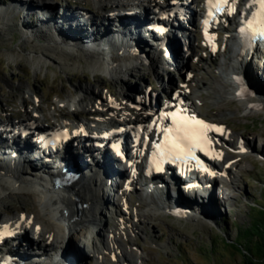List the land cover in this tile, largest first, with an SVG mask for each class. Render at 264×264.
Listing matches in <instances>:
<instances>
[{
	"label": "rangeland",
	"instance_id": "obj_1",
	"mask_svg": "<svg viewBox=\"0 0 264 264\" xmlns=\"http://www.w3.org/2000/svg\"><path fill=\"white\" fill-rule=\"evenodd\" d=\"M42 1L48 5V18L53 19V23L46 21V23L38 24L34 29H30L29 27H34V24H36L34 23L35 20L37 21L41 17L38 12L36 13V10L32 11L33 6L40 5ZM18 2L25 4L28 12L31 13L25 15L23 12L25 11L24 7L18 3V6L23 7L21 12L20 9H16L11 4L10 0H0L1 5L4 4L2 8L0 7V117L2 118L9 115L28 120L27 114H35L33 107L39 102L31 96L35 92L42 99L41 106L45 117L42 116L41 120L44 123H60L64 117L70 121L76 120V118L93 120V118H99L95 115L96 112L93 109L90 111L80 105L61 103V99L64 101L67 99H80L82 102H92L96 99L101 100L102 90L109 89L121 101L125 102L123 99L128 100L130 94L132 98L134 93L132 90L136 87L152 83L156 89H159V93H162L163 87L172 86V83L179 81V77L185 75V68L179 71L170 63L161 65V60L154 57L153 52L159 50L164 53L168 50L167 48L150 51L149 53L153 57L150 65H144L143 63H139L136 67H133V65L132 70L127 71L125 74L121 73V76L104 71L95 72L87 65L86 56L81 54L80 50L76 48L69 49L58 44L57 46H51L49 41H56L57 38L54 36H39L41 30L37 31V29L43 27L44 30H47V32H44L49 33V29L55 25L64 38H73V35L85 31L89 34H80L75 39L80 40L84 36H93L92 39H95V41L109 38L110 42L118 43L120 40L128 38L127 35L118 36L120 34L119 29L124 28L127 23L119 22L115 26H111L104 21V23L93 22L92 26L87 23L84 26L79 24L82 25L81 27L73 23L78 10L72 9L76 6H84L91 12L100 15V17L105 15L107 17L105 20H108L109 13L106 12L108 5L103 10L100 9L96 0H19ZM44 16L47 17L48 15L45 13ZM123 17L128 19L126 15ZM42 21L45 20L42 19ZM75 21L79 23L78 20ZM231 30L229 31L231 32ZM116 36L122 38L118 40ZM229 41L231 42H229L228 51L225 54H219L218 60H210V58L198 62L183 60L182 63V66L186 65V62L190 63L192 73L196 74L198 81L193 86V91L194 95L200 97L199 99L203 103L200 105L203 113L229 126L231 131L230 141L223 144L224 151H229L232 154L227 156V159L230 158L232 161L231 165L228 164L231 166L228 169V176L225 175L221 179L218 178L204 184V190L200 187L190 193L185 192L186 190L182 191L184 188L179 185L182 189L180 190V196H185L186 200L190 202L195 199V202L201 204L198 207L202 211L198 210L201 213L198 218L196 216L194 219L173 216L165 210L156 213L146 211L145 203L148 200L158 201L159 195L156 189L151 191L152 195L139 194L136 190L130 194L133 206H131L132 208L127 207L134 210V212L141 211L145 214L144 216L137 218L135 213L134 218H130V215L126 217L127 214L124 211L127 207L125 206L122 209L125 215L120 216L119 211L118 214L115 212L118 208L114 209V206L110 208L111 204L107 202V197L114 193L113 188L108 191L103 188L99 206L96 205L91 209L94 214L96 213L101 218L102 229L99 228L101 235L96 237L97 242L102 244L106 241L108 227H111L114 221H117L115 217L119 220L122 217L125 221L121 222L125 223L129 229L127 234L125 232L120 240L124 244L121 247L122 252H126L127 257L132 260L127 261L123 255L120 256L121 259L119 260L121 261L117 260L116 264L244 263L241 254L244 245L236 246V249L232 243H239L237 240L238 228L240 226L246 227L250 223L254 212L260 214L257 209L253 210V206H264V109L257 110L255 106L247 109L243 105L244 103L240 101L246 99H244V95L239 93L240 88L243 87L247 94L248 87L249 90L251 89L250 97L257 96L258 99L264 100V55L262 53L254 54L247 60L248 64L244 75L252 85L242 80H237L233 85L231 79L234 78V75L231 76L230 73L232 69L230 55L233 53V48L238 44L236 39H233V41L229 39ZM69 42L80 44L74 41ZM95 44L98 45V43ZM83 46H87V44ZM128 46L130 51L131 45L128 44ZM139 47L141 48V46ZM146 47L143 45L141 49L148 52L149 50H145ZM175 47L181 48L180 56L172 57L173 60L178 61L184 51L179 43H176ZM112 51L114 52L115 49ZM129 51L127 48L123 50L124 53L126 52L125 54L132 56L131 51ZM40 55L45 59V63L42 62L37 67L35 60ZM157 55L159 56V54ZM136 56L141 57L139 54ZM233 93L236 94L238 99H235ZM111 107L114 109V106ZM96 109L98 110V106H96ZM105 109L107 110L106 107ZM65 119L62 122H65ZM8 120H10L9 117ZM224 134L227 137V134ZM223 138L222 136L219 137V141ZM220 159L222 157L215 159V161L218 162ZM219 164L222 166L224 161H220ZM92 167H97L96 163L92 164ZM56 168H59V165L46 169L42 167L34 169L43 172L44 170ZM24 175L27 174L21 173L22 177ZM97 175L100 177V173H97ZM103 176L101 173V177L95 178V181L100 182L102 179L101 183L104 184ZM168 187L172 192L171 185ZM164 194H168L167 191L164 190ZM120 196L119 199L122 200ZM123 201L125 202L124 196ZM139 206L145 210L138 209ZM21 210L33 211L37 218L40 217L38 215L39 207L34 198L30 196L7 197L0 204L1 218L7 214L13 215ZM40 219L42 218L40 217ZM129 219H132V221L130 222ZM133 221L137 225L131 229L130 223ZM70 244L69 246L68 244L65 245L68 254L64 264H69L67 261L70 264H95L90 261L91 257L88 256L90 245L86 246L82 242L78 243V241L77 243L71 241ZM74 247L76 252L79 250L83 254L79 260L72 251ZM51 253L52 255H48L47 258L52 261L56 258V250L54 254ZM55 264H59V262L57 261Z\"/></svg>",
	"mask_w": 264,
	"mask_h": 264
},
{
	"label": "bare ground",
	"instance_id": "obj_2",
	"mask_svg": "<svg viewBox=\"0 0 264 264\" xmlns=\"http://www.w3.org/2000/svg\"><path fill=\"white\" fill-rule=\"evenodd\" d=\"M8 1V0H4ZM11 4L15 6L16 9H20V12L22 11L21 9L24 7V14H29L31 12H28L27 6L23 4L22 2H18L16 0H10ZM16 1V3H15ZM157 0H96V3L99 5L100 9L105 10V7L107 5H111L112 9L106 10V12L109 13L108 21L110 22L111 19H113L112 12H119L125 9L126 6H130L129 9H132L134 12L131 15V19L136 20L137 22L140 20V22L146 18V16L140 17V14H143L144 11L147 9L151 8V5H153V2H156ZM17 3L21 6H18ZM4 4L1 5L0 7L2 8ZM21 7V8H19ZM48 5H46L45 2H41L40 5L33 6V10H36V13H39V19L37 21L35 20L34 27H29L30 29H34L36 25L38 24H43L46 23V21L49 23H53L52 20L48 18L49 17V11L47 10ZM187 11H190V7L186 9ZM48 15L47 17L44 16V14ZM75 15V14H74ZM93 15V14H92ZM118 16L120 13L117 14ZM104 17V18H103ZM102 20L107 18L105 15H101ZM45 20V21H42ZM74 20H77L76 18ZM93 22V21H92ZM111 24V23H110ZM107 24V25H110ZM61 27V25H60ZM59 27V28H60ZM58 27L53 25L51 29H49V33L47 30H44L43 27H38L37 31L40 29L41 32L39 36H54L57 38L55 41H49L50 45H61L64 47H67L69 49H77L80 50L86 56L87 62L89 67L93 69V71H104L107 73H110L112 75H117L121 76V73L125 74L127 71L132 70L133 67H136L141 63L140 57L134 56V51L130 49L129 51V45H135V46H141V48L144 46H147L145 50L154 51L156 49H162L158 43H156V40L158 39L157 36H153L155 39L150 40L146 34L143 32V28H141L140 25H130L127 23L124 28L119 29L118 36L122 35H127L128 38H125L124 40H120L122 37L118 38L120 40L118 43L117 42H110L109 38L103 39V40H96L92 39V37H82V39L77 40V36L80 34L83 35H88L89 33H86L85 31L79 32L78 35H73V38H64L61 36L60 30L57 29ZM59 30V31H58ZM45 31V32H44ZM58 31V33H56ZM67 32V31H66ZM230 34V40L233 41V39H236L237 37V26H234L233 29L231 30ZM185 33H186V28H185ZM38 35V34H37ZM66 35V34H65ZM64 35V36H65ZM68 35V34H67ZM66 37V36H65ZM162 37V35H161ZM179 37V36H178ZM148 38V40H146ZM79 39V38H78ZM115 39V38H114ZM62 40V41H61ZM76 40V41H75ZM155 40V41H154ZM69 41H74L80 44H73ZM144 41V42H143ZM147 42V43H145ZM56 43V44H55ZM95 43H98L96 45ZM236 43L238 44V41L236 40ZM87 44V46H83ZM89 44V45H88ZM100 44V45H99ZM161 44V43H160ZM125 45V47H123ZM180 45V44H179ZM173 44L172 48L167 47L168 50L174 51V55L172 56L173 58H176L180 54L181 48L175 47ZM119 47L118 49H116ZM263 47H264V42H263ZM127 48V50L132 54V56H128L123 52V50ZM111 49V50H108ZM115 51L113 52L112 50ZM262 53L264 55V48H260L259 51L249 47L244 48V47H239V45L235 46L233 48V53L230 55V63H231V76L234 75V78L231 79L232 84L240 80L249 83L252 85L251 82L247 81L246 76L244 73L246 72L247 69V60L249 56ZM158 52H153L154 57H156L157 60H159V56L157 55ZM180 56V55H179ZM161 60V59H160ZM42 62L45 63V59H43V56H39L37 60H35V64L37 67H39ZM152 63V61H151ZM134 65V66H133ZM133 66V67H132ZM256 74V73H255ZM241 75V76H238ZM238 90V89H237ZM236 90V92H237ZM110 91L105 92L101 94L102 99H104L103 96H105L104 100H98L96 99L95 101H80V99H67V100H62L61 103L65 102L66 104H72V105H80L84 109L88 110H95L96 106L99 105V107L102 108H107L108 111H113V113L116 115L114 116L116 119L120 118L123 119V121L128 122L134 120V112L133 113H128L127 108H118L119 103L117 102L116 96H113V98H110ZM234 94V93H233ZM240 94V93H239ZM242 95V94H241ZM235 99H238L236 94H234ZM252 98V99H251ZM244 99L246 100H240L244 104V106L248 109L253 106L259 109H264V100L258 99L256 97H246L244 95ZM97 101V102H96ZM97 103V104H96ZM256 103V105H254ZM114 106V109L111 107ZM38 112H43V108L41 106V102L39 103V106L37 108ZM28 120H31L33 117L31 115H28ZM140 118H144V113L139 114ZM138 117V116H137ZM10 120L9 122H14L16 124H22L24 121L27 120H22L18 119L17 117L9 116ZM82 118V117H81ZM77 119V118H76ZM84 119V118H82ZM82 119H79L80 121H83ZM108 121V123H111L114 118L112 117H107L105 119ZM116 121V120H115ZM9 122H5L0 120V125H6ZM39 124H42L41 121L38 120ZM65 126L69 127L70 130L73 132L76 129V125L73 123H70L69 121L64 122ZM83 124H87L86 121ZM92 126V124H90ZM220 135V136H219ZM225 137V134L222 133H215V137ZM24 143H21L19 141H15L13 145H6V146H1L0 145V204L2 201L7 198V197H23V196H30L34 198L35 203H37V206L39 207V214L40 217H38L42 222L47 221V232L50 234L51 237L54 239H51L48 241V243L51 245L49 247H53V249L56 250V258L55 260H49L48 255H52L50 250H45L44 254L39 255L33 254L35 253L36 249L33 248V250L21 248L22 241L25 239H21V241L18 243V249L17 251H14V254H20L18 257H21L22 264H55L57 261L59 264H64L66 263V258L68 252L64 250L65 244L64 241L67 240L68 242L73 241V243H78L82 242L86 246L88 245H98L97 243V238L98 235H101V232L99 228L101 227L102 229V224L99 218V216L93 211H91L92 207H95L96 205L99 206L100 203V198H101V192L103 188H106L108 191L110 188H113L115 185V180L116 178L110 179L109 177V172L114 171V167L112 162L107 159H99L96 158V165L97 167H92V164H90L86 156L83 155L81 152L76 153L75 151L73 152L71 149H69L65 153V157L68 159L67 161H72L75 165L82 167L83 172L79 175L78 178H73L72 180H69L67 183H63L61 185H57L55 183V176H60L63 173H61L60 168L56 169H50V170H44L43 172H39L40 170H36L34 168L42 167L44 168L47 163L44 161L42 162L41 158H36L32 153L30 152H24L23 147H26V145H22ZM74 148V147H72ZM77 149V148H74ZM232 155V154H230ZM214 159L221 158L224 159L225 156L223 153L220 152V150H216V155H214ZM231 157V156H230ZM227 159V158H226ZM228 162V161H227ZM58 161L55 159L53 160V163L50 164L49 167H54L57 166ZM226 165L224 164L223 166L219 167L216 164V173H210V174H204V172L198 173V176H205L207 182L215 181L217 178L220 179V177H223V172H225ZM100 169V170H98ZM17 172H16V171ZM102 170V171H101ZM15 171V172H14ZM118 172H115L114 174H117ZM21 173L27 174L24 175L23 177L21 176ZM97 173H101L104 175V181H105V187L104 184L101 183L103 180L99 182L98 180L95 181L97 178H100ZM96 178V179H95ZM199 178V177H198ZM172 183L168 184L167 186H162V185H157L156 190L158 192V201L157 200H148L147 203H145L146 206V211L149 210L150 212H163V210L168 211L173 206L181 205L184 206L187 210L190 212L194 210H201L199 209L198 205L201 206V204H198L195 202V199H193L192 202L186 200L185 196L182 197L180 196V190H182L179 186V183L177 180H180V178H172L170 179ZM85 181L84 183H82ZM114 181V183H113ZM179 181V182H180ZM177 184V185H176ZM169 185L172 187V192L171 189H169ZM182 186V185H181ZM184 188V186H182ZM164 190L167 191L168 194H164ZM186 189H183L182 191H185ZM189 190V191H188ZM185 192L190 193L191 190H195L192 188L191 190L188 189ZM122 195L120 196L122 201H123V196L125 193H121ZM161 201V202H159ZM87 204V205H84ZM94 204V205H93ZM124 204V201H123ZM197 204V205H196ZM220 204V203H219ZM140 207V206H139ZM137 207L138 209H142V207ZM142 209V210H145ZM120 212V216L132 218L133 216L140 218L144 216L141 211L134 212V210H131L129 207L125 209V213L123 210L120 208L116 210V214ZM193 213V212H192ZM36 216V215H35ZM125 217V218H126ZM133 217V218H134ZM146 217V216H145ZM190 216H188L189 218ZM37 218V216H36ZM125 221V220H124ZM129 221L131 222L132 219ZM128 221V223H129ZM122 223V222H121ZM137 225L134 221L130 223V228L133 229V227ZM129 226V224H128ZM126 229L124 228V231L128 232V228L125 225ZM137 227V226H136ZM62 238V239H61ZM56 239V240H55ZM118 246L121 250V255L125 256V259L127 261H131L128 257L126 252H122L121 247H123V241H120V238H118ZM56 241V242H55ZM107 242V241H106ZM107 245V243H106ZM116 245V243H114ZM100 246V245H98ZM126 246V245H125ZM30 247V246H28ZM14 248V247H13ZM17 248V247H16ZM31 248V247H30ZM77 259L79 260L80 257L83 255L79 250H77L74 247V250H72ZM110 255L112 254L109 252V257H104L102 260H100V263L103 264H116L114 261L112 262L113 256L110 258ZM121 259V258H120ZM57 260V261H56ZM121 261V260H119ZM119 263V262H118Z\"/></svg>",
	"mask_w": 264,
	"mask_h": 264
},
{
	"label": "trees",
	"instance_id": "obj_3",
	"mask_svg": "<svg viewBox=\"0 0 264 264\" xmlns=\"http://www.w3.org/2000/svg\"><path fill=\"white\" fill-rule=\"evenodd\" d=\"M255 209L260 214H255ZM253 210L254 217H251L250 223L238 228L239 243L233 242L232 245H244L241 252L243 264H264V206H253Z\"/></svg>",
	"mask_w": 264,
	"mask_h": 264
},
{
	"label": "snow or ice",
	"instance_id": "obj_4",
	"mask_svg": "<svg viewBox=\"0 0 264 264\" xmlns=\"http://www.w3.org/2000/svg\"><path fill=\"white\" fill-rule=\"evenodd\" d=\"M226 2V0H225ZM261 8L264 9V0H260ZM249 27L252 29V31L255 33L256 36H259L261 38H264V14L261 15V18L259 22L253 21V24H250ZM176 114H173V117L175 118ZM182 122L180 123L179 127L177 128L178 133H183L184 136L190 137L194 134V129L192 127L193 121L196 125L202 126V129H207L212 126L205 125L203 121L195 120V118H181ZM172 131V130H169ZM200 135L203 137V139H206V136H203V131H200ZM174 146L176 148H180V144L174 142Z\"/></svg>",
	"mask_w": 264,
	"mask_h": 264
},
{
	"label": "water",
	"instance_id": "obj_5",
	"mask_svg": "<svg viewBox=\"0 0 264 264\" xmlns=\"http://www.w3.org/2000/svg\"><path fill=\"white\" fill-rule=\"evenodd\" d=\"M254 105H256V103L254 104ZM262 110V109H261ZM84 205V204H83ZM85 206V205H84Z\"/></svg>",
	"mask_w": 264,
	"mask_h": 264
}]
</instances>
